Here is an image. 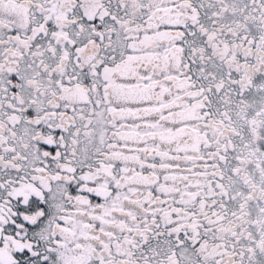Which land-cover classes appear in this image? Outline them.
I'll return each instance as SVG.
<instances>
[{
	"label": "snow or ice",
	"instance_id": "1",
	"mask_svg": "<svg viewBox=\"0 0 264 264\" xmlns=\"http://www.w3.org/2000/svg\"><path fill=\"white\" fill-rule=\"evenodd\" d=\"M0 264H264V0H0Z\"/></svg>",
	"mask_w": 264,
	"mask_h": 264
}]
</instances>
